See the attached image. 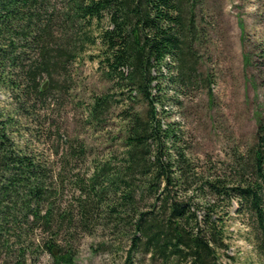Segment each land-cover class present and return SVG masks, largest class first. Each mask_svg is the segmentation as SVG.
Returning <instances> with one entry per match:
<instances>
[{
  "label": "trees",
  "instance_id": "obj_1",
  "mask_svg": "<svg viewBox=\"0 0 264 264\" xmlns=\"http://www.w3.org/2000/svg\"><path fill=\"white\" fill-rule=\"evenodd\" d=\"M196 5L0 0V90L19 110L43 104L56 77L67 83L69 67L92 48L105 81L146 108L145 114L133 106L119 113L121 153L88 170L86 145L75 140L61 156L54 152L55 165L18 148L11 118L0 111V264H36L44 254L70 264L75 238L98 227L127 240L124 264L138 255L148 264H223L218 251L232 203L253 222L264 258V114H256L253 145L232 151L220 172L198 170L180 148L176 127L162 126L159 117L170 101L163 99L166 90L182 94L212 83L199 73ZM112 104L109 95L93 97L89 117L101 119ZM65 189L70 200L64 201Z\"/></svg>",
  "mask_w": 264,
  "mask_h": 264
},
{
  "label": "rangeland",
  "instance_id": "obj_2",
  "mask_svg": "<svg viewBox=\"0 0 264 264\" xmlns=\"http://www.w3.org/2000/svg\"><path fill=\"white\" fill-rule=\"evenodd\" d=\"M194 13L200 31L195 45L199 73L209 75L212 83L182 94L166 90L163 99L170 101L164 103L165 113L159 117L162 126L176 127L180 148L198 170L214 168L220 172L232 151L253 145L256 114H264V0H197ZM69 70L67 83L58 75L56 88L31 112L19 110L11 94L0 90V111L11 118L9 133L18 148L55 165L58 159L54 152L61 156L63 146L75 140L86 145L88 162L84 169L88 170L95 161L121 153L124 122L119 113L133 106L145 114L146 108L139 97L132 103L127 94L122 96L105 81L94 48ZM64 86L71 89L67 91ZM105 95L113 99L111 108L101 119H91L88 109L93 97ZM64 195V201L70 200L71 191L65 189ZM235 210L232 203L228 216H224L220 261L264 264L256 250L253 222ZM127 245L126 239L98 227L91 236L75 238L70 264H124ZM36 264L55 263L44 254ZM133 264H148V260L138 255Z\"/></svg>",
  "mask_w": 264,
  "mask_h": 264
}]
</instances>
